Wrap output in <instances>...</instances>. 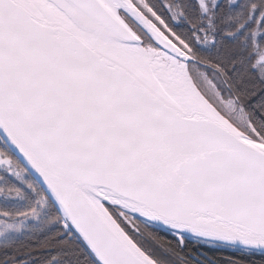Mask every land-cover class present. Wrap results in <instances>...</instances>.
Masks as SVG:
<instances>
[{
  "label": "snow or ice",
  "instance_id": "1",
  "mask_svg": "<svg viewBox=\"0 0 264 264\" xmlns=\"http://www.w3.org/2000/svg\"><path fill=\"white\" fill-rule=\"evenodd\" d=\"M189 239L264 264V0H0V264Z\"/></svg>",
  "mask_w": 264,
  "mask_h": 264
},
{
  "label": "trees",
  "instance_id": "2",
  "mask_svg": "<svg viewBox=\"0 0 264 264\" xmlns=\"http://www.w3.org/2000/svg\"><path fill=\"white\" fill-rule=\"evenodd\" d=\"M226 250L227 251L225 252H218L220 257L213 256L212 258L219 264H228L230 259L245 261V262L249 260V257L246 254L241 253L239 250L230 249V248Z\"/></svg>",
  "mask_w": 264,
  "mask_h": 264
},
{
  "label": "flooded vegetation",
  "instance_id": "3",
  "mask_svg": "<svg viewBox=\"0 0 264 264\" xmlns=\"http://www.w3.org/2000/svg\"><path fill=\"white\" fill-rule=\"evenodd\" d=\"M161 235L162 236H165L167 237L168 239H172L170 236H168L167 233H163L161 232ZM189 247L192 248L194 251H197V252H200V253H205L207 254L208 256H211V257H220V255L218 254V252H225L227 251L226 249L228 248H225V247H216V248H209L207 247L206 245H198L196 244L194 241H192L191 239H189ZM185 252L188 251V249H184ZM219 264V263H217Z\"/></svg>",
  "mask_w": 264,
  "mask_h": 264
}]
</instances>
